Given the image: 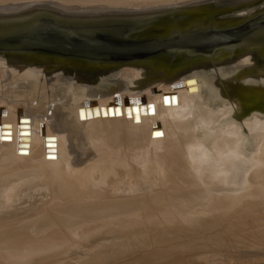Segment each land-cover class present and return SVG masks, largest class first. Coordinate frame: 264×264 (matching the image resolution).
Segmentation results:
<instances>
[{
  "label": "rangeland",
  "instance_id": "374dc122",
  "mask_svg": "<svg viewBox=\"0 0 264 264\" xmlns=\"http://www.w3.org/2000/svg\"><path fill=\"white\" fill-rule=\"evenodd\" d=\"M198 1L201 0H0V7L48 2L88 12L134 11ZM4 70L0 69V111L3 110L0 120L5 127L18 123L17 108H23L22 120L27 114L35 120L42 115L45 105L49 109H44V113L57 105L75 111L72 97L61 101L60 97L47 95L63 86L59 80H53L49 88L36 80L26 83L18 80L20 90L28 91L22 99L14 93L8 94V72ZM217 72L223 79L235 74L233 68L225 69V66H220ZM123 80L128 84L138 81L133 73L126 71L122 73ZM167 86L168 83L152 82L138 88L136 92L140 96L135 101L121 94L117 98L108 97L105 105L119 106L121 117L118 118L101 117L99 110L94 112L93 104L85 111L98 113L100 117L93 122L99 126L103 122L118 124L125 121L129 106L139 108L161 102L159 94ZM202 86L209 84L205 81ZM202 86L191 83L189 93L181 100L158 108L170 110L174 116L177 110L181 111L174 121L166 120L167 124L171 121L170 126L174 127L185 120L188 108L199 103L195 95H199ZM35 90L41 92L40 101L33 97ZM35 102L36 112L32 110ZM188 118L193 122L190 126H194L197 121L192 116ZM166 122L145 126L132 139L116 136L113 131L104 132L102 137L109 144L99 146V150L95 143V147L91 146L89 138L79 141L81 146H72L64 166L52 156L56 148L54 140L48 142L49 147L43 144L41 153L29 159L16 157L27 156L26 150H8L0 144V264H264L261 235L264 233V143L260 156L255 155L259 167L249 170L235 193L211 190L202 200L199 196L204 181L185 157L201 154L200 141L187 146L182 130L171 132L168 137L167 131L163 132ZM153 131L154 137L162 135V138L151 140ZM171 139L175 150L170 145ZM5 141L0 136V142ZM164 150H168L167 164L160 167L156 159ZM171 157L183 159L184 170L190 177L171 183L179 173L172 170ZM102 159L105 161L100 166L98 162ZM50 161L55 163L48 164ZM216 172L207 169L205 174L213 176ZM164 176L170 182H163ZM232 194V200L222 201V210L209 211L217 205L215 199ZM132 203L136 206L134 210H123ZM248 234L254 238L250 239ZM246 235L248 238L243 239Z\"/></svg>",
  "mask_w": 264,
  "mask_h": 264
},
{
  "label": "water",
  "instance_id": "95a60500",
  "mask_svg": "<svg viewBox=\"0 0 264 264\" xmlns=\"http://www.w3.org/2000/svg\"><path fill=\"white\" fill-rule=\"evenodd\" d=\"M219 55L230 59L243 57L247 63L251 58L255 64L259 60L264 62V0H201L173 7L134 11L119 9L88 12L48 2L0 7V66H5L4 71L8 72V94L14 93L22 99L28 93L20 90L18 85L19 75L24 71L31 73L38 84L43 83L44 88H49L56 76L78 87L84 85L88 91L96 92L94 101L107 94L117 98L122 89L136 92L138 88L152 82H195L202 86V81H206L209 90L213 89L211 93L216 94L210 98L207 86H202L198 109L214 112L220 108L215 128L222 129L234 122L238 124L243 119L251 122L254 117L264 118V72L259 73L255 64L236 66L257 71L251 74L248 88L236 86L235 82H227L216 71L213 60ZM125 71L133 73L138 81L133 84L121 81ZM9 75L16 76L11 79ZM258 81L262 90L255 88ZM67 86L64 85L63 91L57 93L56 97H60L61 101L79 92ZM56 92L51 97H55ZM39 93L35 90V100L40 101ZM35 104L32 110L36 112ZM90 106L88 104L78 110L80 121L100 116L121 117L117 105L106 110L100 108V116L93 112L90 115L88 111L84 113L85 109H91ZM230 106L233 110L231 118H228L226 111L230 112ZM43 108L45 111L49 109L46 105ZM22 109L16 110L17 122L29 123V119L20 118ZM131 110L135 116L138 115L137 110ZM2 113L1 109L0 117ZM214 126H207L204 130L210 131L215 129ZM103 134L92 133L90 138L81 131L77 138L81 142L89 138L91 146H94L98 137L102 143L109 144L102 137ZM253 137H247L251 145ZM150 138L159 139L162 135L154 137L153 131ZM44 142L45 147H49L48 142H53V139L44 137ZM167 151H162L163 155L156 159L160 167L162 164L166 167ZM102 160L104 163L105 159ZM164 179L165 176L163 182L166 181ZM128 206L123 210L131 208Z\"/></svg>",
  "mask_w": 264,
  "mask_h": 264
},
{
  "label": "bare ground",
  "instance_id": "6f19581e",
  "mask_svg": "<svg viewBox=\"0 0 264 264\" xmlns=\"http://www.w3.org/2000/svg\"><path fill=\"white\" fill-rule=\"evenodd\" d=\"M243 59H244L243 57H236L235 59H230V58H225V55H219L216 58H214L213 62L216 63L214 65L216 67V71L219 69L220 66H225V69L233 68L235 70V74L233 75V77L228 76L230 80H228L229 78H226L227 82L229 83L235 82L236 86L242 85L248 88V86L250 85L249 82L251 81L250 80L251 74L256 73L257 71H255L256 69H250V68H242V67L236 68V66H239L241 64H247V65L255 64V62H253V58L249 59V63L245 62ZM234 60H237V61H234ZM4 67L5 66H0V69H5ZM255 67L259 68L258 69L259 73L264 72V62L263 61L261 60L257 61V63L255 64ZM12 76L14 77V75ZM55 79L59 80L60 83H62L63 85L62 87H64V85H68L74 88L75 90H79L77 95L71 96L72 97L71 105L73 106V108H75V111L73 110L71 111V109H68L62 105H57L53 107L50 111L38 116L35 120L31 119V116H30L31 114H27L28 117L24 118L23 120L29 119L30 122L29 123H25V122L17 123L14 127L12 124L8 125V127H5L4 122L0 120V126H1L0 136L5 137V140H6L4 143L0 142V144L2 146L7 147L8 150L11 149V150L16 151L18 149H22V151L26 150L28 152L27 156H16V157H19V158L26 157L27 159L32 158V157H37L38 154L41 153L42 151L41 149L42 145L46 143L44 142V137H45L47 139L49 138L55 141L54 143H55L56 148H55V153L52 156L54 157L55 155L56 162L62 161L63 166H64L65 165L64 162L68 158L67 157L69 154L68 151L71 150L72 146H78V147L81 146V144H78L76 140L80 141L79 138L77 137H79V133L83 131V129H84L83 132H85L86 135H88L89 137L92 133H95V135H98L99 133H104V132H107L108 134H110V132L113 131V133L116 136L120 135L124 139L126 137L132 139L133 137H136V134L139 133V131L142 130V128L145 126L147 127L153 124L165 123L166 120L168 122L169 119L174 121L175 116H180L182 114L180 110L176 109L178 112L174 116L173 113L170 114V110L166 111L163 109L164 104H166L167 102L171 103V101L173 102L174 100L175 101L181 100L184 96H186L189 93V87L191 85V83L186 84V83H183L182 81L172 82L171 84H169V86H167L166 89L164 88L163 92L159 94L162 96V101L154 106H151L149 110L147 109L148 106L138 108L132 105V106H129V108L125 110V121L118 123V124H112V125H107L105 122H103L104 125L99 126L98 125L99 123H94L93 119H85L84 121L82 120L80 121V119L78 118L77 110L81 109L83 106L88 105V104H93L94 108H96V109L93 108L94 112L98 110H99L98 112H100V108H103L106 110L107 107L105 105V100L108 97H110V96H107L109 94L105 96H99V99L97 101H94V99H96V95H95L96 92L94 93V91H91V90L88 91V88L86 86L83 87L84 85H80V87H78L75 84H70L68 83V81H65L57 76ZM18 80H20L19 82L26 83V82L35 80V78L32 77L31 73L24 71L20 73ZM181 83L184 85L182 86L179 85ZM255 85H257L255 86L256 90H262V87L259 84V81ZM68 86L67 88H70ZM225 87L224 89L227 92L228 88L227 86ZM67 88L65 89L68 91ZM58 89L59 88L53 89V91H51V93H48L47 95L51 96ZM207 89H210V86H207ZM86 90L88 91L87 93L85 92ZM59 91H63V88L58 90L55 93L56 94L55 98H57L56 96ZM210 91H213V89L211 88ZM83 93H86V94H83ZM120 93L121 95L125 97L128 95L126 99L131 100V101L133 100L135 101L136 98L140 96V94L137 92L136 93L135 92H125L123 89L122 91L119 92V94ZM211 95H215V94H212L211 92H209L208 96L210 98L212 97ZM198 98H199V95L198 96L195 95V99L197 100V103L198 102L199 103L198 104L194 103L190 108H188L187 116L183 122H177V125H175L174 127L170 126L171 121L168 124L166 122V124L163 125V129H164L163 132L167 131L165 132V134L169 137L171 135V132L182 130L183 131L182 134L184 138L186 139L187 146H190L192 144H197L200 141L199 149L201 150V154L200 155L196 153H193L190 155L186 154L185 157L187 161H189V163L193 165V170L196 172L197 175H199V178H201V180L204 181L202 183L204 184L203 189L200 191L202 193H201V196H199L202 200H204V198L208 197L210 195L209 193H212V191L222 192V191L227 190L226 192L228 193L230 192L235 193L236 189H238L240 185L242 186L243 180L245 179L247 173H249V170L259 167L260 163H259V160L256 159L255 155L260 156V151L263 146L261 145V143L264 141V118L254 117L252 118L251 122L245 121L243 119L244 121L241 120L238 122V124L234 122V124L226 125L225 127H222V129H219L217 127L215 128L214 125L216 123L217 115L221 113L220 108L215 109L214 112L208 110L206 112L204 111L203 114H200L201 110L198 109L199 108L198 105L200 106V101L198 100ZM100 104H102V106ZM162 105L163 107L161 109H158ZM131 108H133L135 111L137 110L138 115L135 116L134 113H132ZM230 108H231L230 112L229 110L226 111L228 118H231L230 116L233 110L232 106H230ZM165 109H168V107H165ZM195 110H198L199 112L194 113ZM84 113H86V111ZM48 114L50 115L48 116ZM5 116L3 118H5ZM189 116L194 117V119L197 121L195 122L196 124L192 127L190 126V124L193 122L188 118ZM200 119H202V121H200ZM210 125L214 126L215 129H212L210 131H205L204 128L206 129V127ZM42 128H43V131H42ZM7 133H8V136H7ZM248 135L254 136L253 145H251L250 140L247 138ZM128 142H131V141H128ZM246 143H249L250 145ZM95 144H96L95 145L96 147L95 146L94 147L97 150H99V146L102 147L104 143H102V139L98 137L95 140ZM170 145H172L173 148H175V143L173 142L172 139L170 141ZM118 146H119V142H117L116 144V149H118ZM173 159L174 158L171 157L169 160L173 161ZM50 162L48 164L55 163L54 161H50ZM98 164L102 165L103 160L98 162ZM182 165H184V161L182 158L179 157V158L174 159L172 163V170L176 173L177 172L179 173L173 179L174 181L171 183L180 182L185 177L189 176L188 173L185 172L184 170L185 165L184 166ZM207 169H209L211 172L212 171L216 172V170L218 171L213 176H211V175L205 174ZM182 171L185 172L186 174L183 173ZM164 180H166V182H170V180H168L167 177ZM258 191L256 190L254 191V193L257 194ZM232 196L233 194L230 196L229 195L225 196L224 198L215 199L217 205L214 206V208L213 207L209 208V211H218L220 209L222 210V206H221L222 201L225 202L226 200L228 201L232 200ZM212 202L214 201L212 200L211 203ZM229 205L231 206L232 203H230ZM128 207H131V208H128V210L129 209L134 210L133 208H135L136 206H134V203H132V205H129ZM244 230L249 231L250 228L249 230H247V228H244ZM243 235L242 236L240 235L241 238L243 237ZM248 235L250 239L254 238V237L251 238L250 234ZM261 235L264 236V233H262ZM246 237L247 235L244 236L243 239H245ZM236 238L237 240H235ZM255 238H258V236ZM235 239L233 240L238 241L237 236H235Z\"/></svg>",
  "mask_w": 264,
  "mask_h": 264
}]
</instances>
